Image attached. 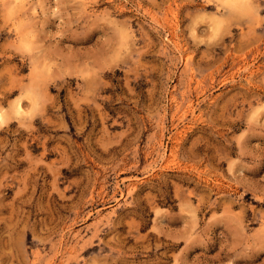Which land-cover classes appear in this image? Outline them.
Returning <instances> with one entry per match:
<instances>
[{"label":"rangeland","instance_id":"rangeland-1","mask_svg":"<svg viewBox=\"0 0 264 264\" xmlns=\"http://www.w3.org/2000/svg\"><path fill=\"white\" fill-rule=\"evenodd\" d=\"M0 112V264H264V0H0Z\"/></svg>","mask_w":264,"mask_h":264},{"label":"bare ground","instance_id":"bare-ground-1","mask_svg":"<svg viewBox=\"0 0 264 264\" xmlns=\"http://www.w3.org/2000/svg\"><path fill=\"white\" fill-rule=\"evenodd\" d=\"M12 1V0H11ZM257 1H259V0H257ZM249 7V6H248ZM3 118V115H2V113L0 112V119H2ZM179 133V132H178ZM167 165V164H166Z\"/></svg>","mask_w":264,"mask_h":264}]
</instances>
